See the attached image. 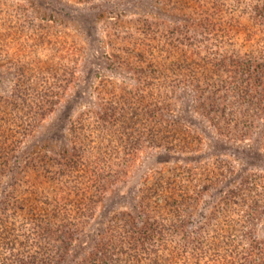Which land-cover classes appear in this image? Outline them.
<instances>
[{
  "label": "rangeland",
  "instance_id": "1",
  "mask_svg": "<svg viewBox=\"0 0 264 264\" xmlns=\"http://www.w3.org/2000/svg\"><path fill=\"white\" fill-rule=\"evenodd\" d=\"M173 2L180 6L178 0ZM110 11H117L119 16H111ZM158 13V0H0V92L16 84L47 92V87L55 84L52 74H61L62 68L69 71L65 77L73 70L77 77L61 105H53L47 114L41 113L30 90L26 97L13 99L15 108L1 103L7 111L0 112V129L17 131L16 137L28 131L23 143L27 152L47 150L52 154L54 148L69 146L86 159L96 154L101 164L95 174L103 176L102 185L111 187V194L119 199L114 206L117 211L130 210L134 199L144 197L145 207L163 211L165 226L176 213V231L167 230L163 240L169 249L157 251L156 263L150 264H223L217 261L223 255L241 264L235 255L264 243V102H260L257 91H244L249 77L256 79L258 72L242 63L237 73H230L234 76L231 79L220 67L215 69L203 61L208 56L217 61L220 55L216 54H221L219 35L203 29H193L186 40L198 45V61L179 54L176 60H182L175 70L170 62L160 63L163 71L157 70L158 74L147 65L128 63L127 54L135 38L146 35L145 17L155 22ZM168 27L160 24L156 34H151L160 45L150 53H160L162 48L161 55L168 54L171 39L183 37L179 33L169 35ZM236 38L224 42L226 59L237 50L241 57L248 51L260 53L255 49L263 48L264 52V44L242 47L241 39ZM107 54L118 55L119 62H111ZM144 86L152 96L148 93L142 103L123 114L119 108L128 102L137 104L139 88ZM108 91H118L124 98H114ZM213 100L216 105H212ZM64 111L69 114H62ZM34 123L38 125L32 129ZM43 133L62 134L65 139L44 138ZM234 135L241 139L230 140ZM253 150L258 156L251 155ZM27 152L24 156L29 160L34 154ZM70 170V185L83 180L82 171ZM245 179L250 181L248 185ZM118 192L124 195L118 197ZM25 208L32 209L28 204ZM40 211L35 207L34 212ZM16 214L10 238L13 232L19 234L33 251V243L41 241L35 234L39 229L27 221L30 213ZM225 221L231 232L222 238ZM4 235L0 227V264H17L15 258L7 260L9 252L1 241ZM49 240L59 242L54 234ZM92 245L84 246V253L90 254ZM171 248L177 256L168 262ZM200 248L205 251L198 257L184 259L178 254L179 250ZM231 250L233 257L228 256ZM262 252L254 256L259 262L243 264H260ZM122 260L121 264H140L135 257L130 259L128 248Z\"/></svg>",
  "mask_w": 264,
  "mask_h": 264
},
{
  "label": "trees",
  "instance_id": "2",
  "mask_svg": "<svg viewBox=\"0 0 264 264\" xmlns=\"http://www.w3.org/2000/svg\"><path fill=\"white\" fill-rule=\"evenodd\" d=\"M225 1L219 0L216 3L210 1V4L207 0H178L180 6L177 7L174 4L176 2L172 3V0H158L159 18L154 19L156 21L153 22L145 17L144 22L146 25L143 28L146 30V35L143 39L140 37L135 38L132 44L133 48L129 49L126 61L137 66L147 65L148 70L150 69L153 73H157V70L162 73L163 70L159 69L158 64L170 62L169 65L172 66L170 68L175 70L181 64V57L192 59L191 61L199 60L197 58L199 53L196 51L199 48L198 45L186 43L188 33L193 29H203L207 34L215 31L221 39L217 46L221 49V54H216L220 55L217 61L215 57H212V59L209 56L203 57V61H206L215 69L220 67L223 73L229 77L231 76V79L234 76L230 73H237L239 65L242 63L257 69L256 79L249 77V82H246V90L244 91L247 94L249 91H257L258 96L261 98L260 102H264V88L261 87L264 86L263 48H261L262 50L255 49L260 52L258 54L248 51L241 57L237 50L236 53L232 51L233 53L231 52L227 59L224 56L228 52L227 45L224 43L226 39L234 42L237 41L236 37H239L242 47L264 44L261 38H264V0ZM46 3L48 2L46 1ZM110 12L111 16H119L117 11ZM160 24L165 29L166 24L171 26L168 27L169 35L179 33L183 36L174 39V41L171 39L172 43H169L171 49L167 51L168 54L163 53L164 56L161 55L164 51L162 48H159L160 53H150L153 52L154 46L156 48L160 45L159 43L156 44V41L152 40L154 37L151 36V34H156V27ZM124 44L126 46L128 41L126 40ZM137 47L140 48L139 51L135 50ZM233 49L232 47L230 50ZM146 52L149 53L144 56L143 54ZM179 54L181 57L177 61L176 58ZM107 56L111 59V62H119L116 61L118 55L109 56L107 54ZM62 71L61 74L56 72L52 74V77L55 78V84H50L47 87V92L38 93L36 89L33 90L28 87L23 89L19 87L20 84L12 85L9 91H5L6 93L1 91L0 112L7 111L6 105H1V103H8L13 108L17 107L13 99L26 97L28 90L37 98L39 109L43 114L46 110L50 112L53 105L56 107L61 105V101L71 88V84L77 82L75 70L69 77H65V74H69V71L65 68H62ZM167 71L171 74L173 72H171V69ZM2 74L3 72L0 71V75ZM261 81V86H259L258 84ZM53 87H55V90L52 89ZM139 90L137 104L134 105L132 102H128L126 106L124 104L123 107L119 108L117 106L116 108H119L125 114L127 112L125 109L134 108L142 103V100L148 97L150 91L147 93L148 89L145 86L139 88ZM108 92L114 94V98H124V94L121 95L118 91ZM40 95L44 99H39ZM50 98L53 100H50ZM212 105H216L215 100L212 101ZM62 114L67 115L69 113L64 111ZM37 125V123H34L32 129ZM16 133L8 132V129H0V222L2 225L0 227L3 234H5L4 239H1V241L6 244V250H8L10 256L7 260L15 258L17 264H121L125 248H128L130 259L135 257V260L139 261L140 264H150V262L156 263L158 259L157 251L161 248L164 250L169 249V245H166L163 240L167 230L171 233L176 231V213L173 214V217L171 214V219L166 222L165 226L163 211L161 209L156 211L151 206L145 207L144 197L134 199L130 210L117 211L114 206L119 204V199L117 200L111 194V187L102 185L103 176L95 174L101 164L99 160L95 159L97 158L96 154H91V159H86L83 156H78L75 149H71L69 146L62 149L54 148L51 150L52 154L47 150H42L40 153L39 150L32 149L27 152L26 150L29 149H26L23 143L29 132L25 130L21 135L19 133L20 136L18 137H16ZM237 136L239 135L230 136L229 139H241ZM43 137L53 140L65 139L62 134L52 133L48 135L43 133ZM41 147L46 148L48 145H41ZM25 152L34 155L28 160L24 156ZM73 153L76 158L78 157L77 160L72 157L71 154ZM255 153L257 152L253 150L251 155L258 156ZM249 161L252 162L253 160L250 159ZM22 162L23 164H21ZM70 169L82 171L83 180L78 179L73 185H70L72 182L68 179ZM235 174L238 175V171ZM223 181L229 182V179ZM244 181H246V185L250 182L246 179ZM238 184L241 185V183ZM49 190L50 193H48ZM120 195L124 194L118 192V197ZM25 204H28L33 211L28 209L29 207L26 209ZM35 207L40 208L42 213L38 212L37 214V211L34 212ZM19 211L30 213L27 221H30L39 229L35 231V234L41 241L36 240L33 243L36 247L33 251L27 248L26 242L19 239V234L13 232L11 233L13 238H10L9 233L13 229L11 223ZM223 224L225 230L221 231L222 238L223 235L231 232L227 221ZM181 232L189 236L185 230ZM51 234L57 236L59 242H51L49 240ZM157 237L161 239L159 242ZM72 239L77 240V243L73 244ZM91 242L93 243L91 249H93L87 255V253H84L83 247ZM77 246L81 248L78 249ZM203 246L205 248L204 243ZM204 248L179 250L178 254L184 259L186 257H198L205 251ZM97 251L100 253L98 256ZM260 251H263L262 254L264 255V243H261L258 249L244 248L238 255H235L231 250L228 256L233 257L235 255L241 264L250 263L251 261H257L254 256ZM232 252L234 255H232ZM176 256L177 252L171 248L166 260L171 262ZM224 256H219L217 261L223 264L226 261L227 264H235L231 260L228 261L227 257ZM260 264H264V257Z\"/></svg>",
  "mask_w": 264,
  "mask_h": 264
}]
</instances>
